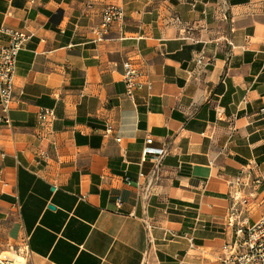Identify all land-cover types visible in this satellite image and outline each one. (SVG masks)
<instances>
[{
    "label": "crops",
    "instance_id": "crops-1",
    "mask_svg": "<svg viewBox=\"0 0 264 264\" xmlns=\"http://www.w3.org/2000/svg\"><path fill=\"white\" fill-rule=\"evenodd\" d=\"M109 5L122 17L96 41ZM3 27L31 36L0 122V252L226 264L223 244L264 212L250 186L246 204L232 199L235 178L264 179V0H0ZM126 59L142 73L132 98ZM42 107L54 110L46 126ZM147 138L168 149L157 170Z\"/></svg>",
    "mask_w": 264,
    "mask_h": 264
},
{
    "label": "built area",
    "instance_id": "built-area-1",
    "mask_svg": "<svg viewBox=\"0 0 264 264\" xmlns=\"http://www.w3.org/2000/svg\"><path fill=\"white\" fill-rule=\"evenodd\" d=\"M122 17V11L115 5H109L104 8L102 14V22L98 29V37L96 41H101L111 27V25ZM0 32L9 36L6 45L0 46V122L10 123L8 113L11 110L13 101V80L16 72L17 56L23 48L24 42L31 36V33L14 28L3 27ZM199 65L203 64L202 57L197 59ZM122 80L125 84L126 94L129 98L133 97L135 90L140 87L139 79L142 75L139 68L131 59L122 62ZM40 126L49 125L54 119V110L52 108H40L37 113ZM110 129H106V133ZM120 140V138H117ZM146 146L142 150L143 159L149 158L155 162V170L158 169L161 158L168 152L167 148L156 150L149 146L152 138L146 139ZM3 169L0 167V186L3 182ZM128 182V178H126ZM237 187L232 199L238 204H246L247 197L240 196V188L250 186L254 192L260 191L261 200L264 203V189L261 188L264 183L262 176H256L250 182L244 183L241 177L235 178L233 181ZM120 202V198L117 199ZM234 212L228 218V224H234ZM235 238L232 242H226L222 246L223 255L218 258L226 264H264V212L252 224L239 227L235 231ZM0 264H23L22 258L9 253L0 252Z\"/></svg>",
    "mask_w": 264,
    "mask_h": 264
},
{
    "label": "water",
    "instance_id": "water-1",
    "mask_svg": "<svg viewBox=\"0 0 264 264\" xmlns=\"http://www.w3.org/2000/svg\"><path fill=\"white\" fill-rule=\"evenodd\" d=\"M48 207L51 208V209L54 208V206L52 204H49Z\"/></svg>",
    "mask_w": 264,
    "mask_h": 264
}]
</instances>
